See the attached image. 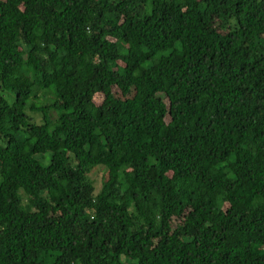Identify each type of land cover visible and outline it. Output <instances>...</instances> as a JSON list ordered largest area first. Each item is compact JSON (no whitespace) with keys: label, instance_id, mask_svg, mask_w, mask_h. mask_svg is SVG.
<instances>
[{"label":"trees","instance_id":"16d2710c","mask_svg":"<svg viewBox=\"0 0 264 264\" xmlns=\"http://www.w3.org/2000/svg\"><path fill=\"white\" fill-rule=\"evenodd\" d=\"M0 264H264V0H0Z\"/></svg>","mask_w":264,"mask_h":264},{"label":"rangeland","instance_id":"374dc122","mask_svg":"<svg viewBox=\"0 0 264 264\" xmlns=\"http://www.w3.org/2000/svg\"><path fill=\"white\" fill-rule=\"evenodd\" d=\"M113 93L117 96H119V93L118 91L113 88L112 89ZM93 103L94 105H99L100 103V97L97 96L93 99ZM26 114L32 118V121L35 122L36 124H39L40 123V118L39 116L33 114V113H30L29 111L26 112ZM47 156L44 157V159L42 160L43 163H46L47 161ZM105 175H106V172L105 170H103L102 168L98 167V168H95V169H92L91 172L87 175L88 176V179L91 180L92 184H93V187L95 189V192H97L100 188V185L103 181V179L105 178Z\"/></svg>","mask_w":264,"mask_h":264}]
</instances>
